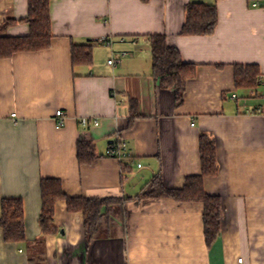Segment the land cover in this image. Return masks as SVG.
<instances>
[{
  "label": "crops",
  "instance_id": "obj_1",
  "mask_svg": "<svg viewBox=\"0 0 264 264\" xmlns=\"http://www.w3.org/2000/svg\"><path fill=\"white\" fill-rule=\"evenodd\" d=\"M191 3L217 6L213 35H181ZM28 12V0H0V36H28ZM50 14L49 49L0 60V219L4 200L21 199L26 230L7 243L0 228V264H264V0H52ZM6 20L15 23L2 31ZM152 35L197 68L181 106L154 79ZM75 45L93 46L92 65L73 64ZM235 65H257L262 86L238 90ZM202 134L219 168L204 188L223 209L212 247L203 204L138 198L155 177L181 190L202 175ZM81 140L95 147L92 165L79 163ZM117 140L128 160L107 155ZM51 178L69 197L111 199L95 235L63 200L58 232L43 235L41 181Z\"/></svg>",
  "mask_w": 264,
  "mask_h": 264
},
{
  "label": "trees",
  "instance_id": "obj_2",
  "mask_svg": "<svg viewBox=\"0 0 264 264\" xmlns=\"http://www.w3.org/2000/svg\"><path fill=\"white\" fill-rule=\"evenodd\" d=\"M52 0H28L29 25L28 36L11 38L0 36V60L11 58L19 53L38 52L49 49L53 41L50 5ZM183 36H211L218 24L216 5L191 3L186 6ZM15 23L6 20L1 30L5 31ZM153 62V76L159 86L173 91L177 106L184 102L189 80L196 76V66L183 61L180 51L168 44L164 35L149 37ZM94 44V43H93ZM92 45H75L72 48L73 64L90 66L93 63ZM235 83L238 90H257L262 86V75L257 65H235ZM133 122L131 121L130 124ZM78 160L81 165H92L97 161L93 143L81 140L78 143ZM200 159L202 175L188 177L181 190L168 189L161 177H155L148 188L138 197L141 200L173 199L180 203H201L204 205V235L208 247H212L221 234L222 203L219 197L209 195L204 188V180L218 173L217 150L215 140L209 135L200 137ZM43 208L39 225L44 236L56 234L54 223L57 202L66 201L69 213H82L85 230L93 236L99 225L105 220L104 210L109 212L111 199L72 198L65 194L58 179L41 181ZM0 228L7 243L25 241V216L21 199L4 200Z\"/></svg>",
  "mask_w": 264,
  "mask_h": 264
},
{
  "label": "built area",
  "instance_id": "obj_3",
  "mask_svg": "<svg viewBox=\"0 0 264 264\" xmlns=\"http://www.w3.org/2000/svg\"><path fill=\"white\" fill-rule=\"evenodd\" d=\"M254 7L258 6L257 3H254L253 4ZM100 42H104L105 44L107 45H112V42L105 39V40H102ZM121 61L120 60H116V58H112L110 61H109V65L111 66H116L120 63ZM234 99L237 98L236 95L233 96ZM12 118H16V114H13L12 115ZM54 122H55V128L57 130H60L62 128L65 127L66 123H67V115L62 111V110H58L56 111L55 113V117H54ZM81 124L83 126H87L88 125V121L87 119H82L81 120ZM99 122L98 121H95V126H99ZM125 146L126 144L121 142V141H114L110 146H109V149L107 151V155L109 157H113V158H116L117 160L119 161H124V160H128L129 157L126 155V153L124 152L125 150ZM239 264H243V259H240L239 260Z\"/></svg>",
  "mask_w": 264,
  "mask_h": 264
}]
</instances>
